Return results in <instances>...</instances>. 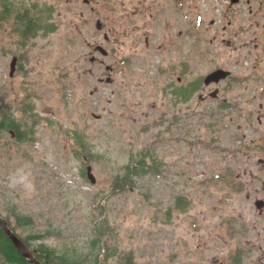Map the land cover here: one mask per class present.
Wrapping results in <instances>:
<instances>
[{
  "label": "rangeland",
  "instance_id": "obj_1",
  "mask_svg": "<svg viewBox=\"0 0 264 264\" xmlns=\"http://www.w3.org/2000/svg\"><path fill=\"white\" fill-rule=\"evenodd\" d=\"M157 1L151 0L153 11ZM228 1L185 0L179 15L163 12L152 21L149 15L139 17L143 3L129 6V13L134 8L139 15L132 17L119 0H38L53 9V31L23 39L10 22L0 26V109L13 115L26 135L17 139L11 131H0V212L11 217L19 233H45L43 240L61 251L86 253L93 226L103 221L107 244L118 252L109 264L128 252L136 264H211L213 255L222 256L231 211L229 155L244 153L251 139L258 144L264 139V114L261 123L257 113L247 121L240 110L258 109L260 100L246 102V91L259 88L239 78L247 71V51L228 47L229 33L222 34L224 43L209 44L214 32L228 26ZM98 19L103 28L97 27ZM239 26L236 22L229 29L242 31L248 40L249 33ZM104 31L111 38L107 43ZM149 33L154 42L146 45ZM202 43L208 58L197 54ZM98 44L107 55L96 51ZM101 59L113 68L110 74ZM218 65L232 74L205 90L206 100L196 91L179 103L186 108H173L177 97L169 81L181 75L189 85ZM217 86L221 97L240 109L214 111L220 103L209 100L208 92ZM166 114L177 116L181 126H171L169 141L164 140ZM141 152L159 158L161 171L138 175L114 193L115 175ZM231 164L242 170L245 163ZM25 165L34 178V193L8 187L10 173ZM13 205L33 217L31 227L16 225L9 214Z\"/></svg>",
  "mask_w": 264,
  "mask_h": 264
},
{
  "label": "flooded vegetation",
  "instance_id": "obj_2",
  "mask_svg": "<svg viewBox=\"0 0 264 264\" xmlns=\"http://www.w3.org/2000/svg\"><path fill=\"white\" fill-rule=\"evenodd\" d=\"M149 4H145L147 0H130V5H128L125 0H119L121 7L128 14V16L138 17L136 15L137 10L132 9L131 7H137L138 3L144 7L140 8L141 16L149 15L152 17V21L156 19L158 14L172 12L173 15L177 16L187 5H184L183 2L185 0H158L160 1L159 5L155 7L157 10L153 11L151 7V0H148ZM187 1V0H186ZM228 5L226 7L227 13H229L230 19L227 20L228 26L223 25L221 27V31L214 32L212 38H210L209 44H214V40H217V44L224 43L227 39L222 34H228L232 37V39H228V47H231L232 50H246L247 52L243 54L246 61L247 69L244 75L239 76L240 79L244 77L251 85L257 86L259 89L256 90H247L248 95L246 96V102L252 103L256 99H260L258 102V109L254 107H244L240 109L238 106L232 105L233 101H229L226 97H221L219 94V87L217 86V94L215 96L211 95L209 91V100H213L215 102L220 103V105L214 106V111L219 110H244L247 115L246 120L250 121L253 119V114L257 113L256 120L261 123L263 120L264 114V0H229ZM129 6H131V11L129 13ZM195 6V5H193ZM151 7V9H150ZM237 7V8H236ZM236 8L235 10H231ZM146 13V14H145ZM237 13V15H235ZM240 24L239 29H245V32L249 33L248 40H243L242 31L238 32L236 30L230 31L231 25L233 23ZM240 22V23H239ZM214 20H212V24H214ZM244 24H247V27H244ZM102 28L104 27V23H102ZM255 29L252 30V29ZM181 30H179V34ZM240 37H239V35ZM242 37V38H241ZM104 42L107 43L110 41V36L107 31L103 32ZM139 40V39H138ZM144 42L146 45L154 42L149 34L144 36ZM206 45L205 43L200 44L197 48V54L203 58H208V50L204 51L202 47ZM98 51V50H96ZM99 52V51H98ZM92 61H96L97 59L92 56ZM101 65H105V68L109 70V74L112 72V67L105 63L104 59L100 61ZM221 65L212 67L207 73L221 68ZM225 68V67H222ZM227 69V68H225ZM230 70V69H228ZM230 72H232L230 70ZM232 73H230L231 75ZM228 75L226 78H229ZM204 78V77H203ZM224 79H221L218 82H211L209 84L204 83V79H202V83L200 82L199 86H197V90L199 91V99L206 100L208 96L203 93L207 90L212 84H220ZM102 79V77H100ZM112 78L107 77V80H111ZM172 88V93L175 94L177 100L174 101L178 104V107H173L174 109L182 110L186 108L185 106L179 105V103H185V95L182 91H179L182 87L192 86V84L187 85L185 80L181 75L176 76L174 82L169 81L168 87ZM179 89V90H177ZM179 100V101H178ZM171 107L168 108V113H170ZM175 110V111H177ZM167 114L165 118V141L171 140V126L177 125L179 129H181L178 117L173 115L171 118H167ZM258 124V123H257ZM243 144H247L246 134L243 133ZM172 138H178L172 136ZM264 139L259 138V144L255 142L254 139H251V142L246 147H249L243 150L244 153H231L230 160L231 162L243 161L245 164L243 165V169H234V165L229 162V168L231 169V175L228 184V202L231 206V211L228 217V235L226 241H228L227 250L223 251L222 256L216 254L211 258V264H264ZM257 146V149L252 152L253 147ZM149 157V156H148ZM249 166L257 167L254 169L249 168ZM249 168V169H248ZM250 176V177H248ZM255 184H259L256 186ZM243 196V201H241V197ZM248 203V210L246 209L245 203ZM255 207V209L253 207ZM254 209V210H253ZM254 211L252 216L250 213ZM253 231V233H249ZM199 249V248H197Z\"/></svg>",
  "mask_w": 264,
  "mask_h": 264
},
{
  "label": "trees",
  "instance_id": "obj_3",
  "mask_svg": "<svg viewBox=\"0 0 264 264\" xmlns=\"http://www.w3.org/2000/svg\"><path fill=\"white\" fill-rule=\"evenodd\" d=\"M28 1V3H25ZM52 7L40 6L38 0H0V26L5 22H10L14 29L19 32L23 39H29L35 36L39 30L53 31L55 23L49 21L52 18ZM200 79L190 81L192 86L182 87L185 100L196 92ZM21 125L9 112H3L0 109V131L6 130L15 133L17 139L26 137L21 132ZM12 133V134H13ZM81 139V137H80ZM78 139L82 147L86 146L83 140ZM149 156V157H148ZM86 157L90 159L92 152L86 153ZM130 161L124 166V172L115 175L113 180V192L123 191L128 184L134 183L136 176L148 174L150 172H160L158 160L152 152H141L138 156H131ZM148 158V159H147ZM187 205V204H186ZM9 214L15 218L16 225L21 227H31L33 225V217L19 213L15 205L9 207ZM0 215L8 222L9 227L19 236L27 247L32 251L33 255L44 264H109V260L114 255H118L116 249H110L106 240V231L103 230V221L96 223L94 234L91 237L88 252L71 253L61 251L55 245L45 242V233H27L25 235L18 232L13 224L10 216ZM107 246V249L105 248ZM104 246V248H103ZM94 254V259L91 257ZM0 264H34L26 258L14 245L10 237L6 234L0 225ZM113 264H136L133 253L119 255L117 262Z\"/></svg>",
  "mask_w": 264,
  "mask_h": 264
},
{
  "label": "water",
  "instance_id": "obj_4",
  "mask_svg": "<svg viewBox=\"0 0 264 264\" xmlns=\"http://www.w3.org/2000/svg\"><path fill=\"white\" fill-rule=\"evenodd\" d=\"M97 27L100 29L102 26V21L100 19L97 20ZM95 49L98 50L102 55H107L108 50L101 44H98L95 46ZM17 56H13V59L10 64V75L14 73L15 69V64H16ZM230 70L225 69V68H218L215 69L211 72H209L205 77H204V83L209 84L211 82H218L221 79L226 78L228 75H230ZM217 90L215 89L213 92H211L212 96H215L217 94ZM91 166H87V174L91 182H95V177L91 174ZM0 225L6 232V234L10 237L16 248L26 257L28 258L32 263L34 264H44L40 260H38L32 253V251L27 247V245L24 243V241L16 235L14 231L9 227L8 222L5 218H3L0 215Z\"/></svg>",
  "mask_w": 264,
  "mask_h": 264
},
{
  "label": "clouds",
  "instance_id": "obj_5",
  "mask_svg": "<svg viewBox=\"0 0 264 264\" xmlns=\"http://www.w3.org/2000/svg\"><path fill=\"white\" fill-rule=\"evenodd\" d=\"M8 187L13 189H20L26 193H34L36 186L32 176L30 166L25 165L10 173L8 177Z\"/></svg>",
  "mask_w": 264,
  "mask_h": 264
}]
</instances>
